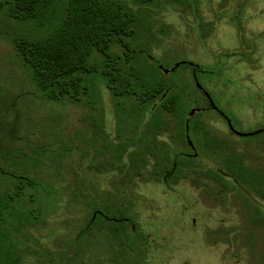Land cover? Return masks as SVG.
<instances>
[{
    "label": "rangeland",
    "instance_id": "obj_1",
    "mask_svg": "<svg viewBox=\"0 0 264 264\" xmlns=\"http://www.w3.org/2000/svg\"><path fill=\"white\" fill-rule=\"evenodd\" d=\"M123 1L139 23L129 44L144 52L133 53V64L153 70L158 61L169 82L183 85L186 114L202 113L192 115L191 133L178 117H162L166 128L152 148L154 165L132 182L114 167L119 142L128 151L136 147L130 107L117 112L104 87L77 102L46 100L16 51V37L46 33L63 0H45L39 23L0 10V196L6 203L0 254L19 256L23 264H68L69 241L86 217L70 198L75 192L100 207L130 206L137 230L149 239L150 264H264V132L233 134L217 112L238 132L264 128V0ZM112 49L124 58L122 48ZM199 66L209 73H196ZM148 128L138 130L148 136ZM187 135L196 159L169 184L147 178L174 152L193 154ZM239 165L260 178L235 181ZM16 169L35 186L12 196L16 181L8 176Z\"/></svg>",
    "mask_w": 264,
    "mask_h": 264
},
{
    "label": "trees",
    "instance_id": "obj_2",
    "mask_svg": "<svg viewBox=\"0 0 264 264\" xmlns=\"http://www.w3.org/2000/svg\"><path fill=\"white\" fill-rule=\"evenodd\" d=\"M44 2L0 0V10L5 9L17 20L39 23L45 15L41 11ZM59 15L55 22L50 23L46 33L16 37L14 45L17 53L46 100L77 102L83 95L91 91L96 95L100 87H104L114 98L117 112H127L126 108L130 107V130L134 133L131 138L136 147L132 146L128 151L127 142H119L114 150V167L124 172L123 175H127L132 182L143 176L145 178L143 169L154 165V160L150 158L152 148L156 139L165 132L166 122L162 117L176 116L184 126L187 119L188 133L194 128L193 117H189L183 107V85L169 82L166 74L160 71L158 61H152L153 70L144 63H140L139 67L133 64V53L137 50L130 46L129 39L136 34L139 23L126 1L63 0ZM113 46L122 48L124 58L115 54ZM137 52L144 53L140 49ZM179 65L173 69L177 70ZM190 67L195 69L196 66ZM195 72L209 73L203 66L196 68ZM94 77L99 79V84L91 80ZM194 113H202V110ZM144 117L150 120L143 122ZM142 126L149 127L148 136L144 130H138ZM195 157L174 152L169 155L170 163L158 164L160 168L149 171L147 178L169 184L177 170ZM13 161L16 163V160ZM239 166L235 181L250 183L260 178V174L253 169ZM11 172L8 178L16 181L12 196H19L26 187L35 186L32 178L21 176L23 171ZM215 172L219 175L218 170ZM50 189L54 191L52 187ZM70 198L80 201L86 217L69 241V255L65 254L68 264H150L146 260L149 239L137 230L129 214L130 206L120 204L114 208L107 203L100 207L96 198L85 195L82 199L75 192ZM5 206V200L0 196V214ZM3 241L0 231V246ZM0 264L23 263L21 257L4 252L0 254Z\"/></svg>",
    "mask_w": 264,
    "mask_h": 264
},
{
    "label": "water",
    "instance_id": "obj_3",
    "mask_svg": "<svg viewBox=\"0 0 264 264\" xmlns=\"http://www.w3.org/2000/svg\"><path fill=\"white\" fill-rule=\"evenodd\" d=\"M179 64H180V62H177V63L173 66V68L176 67V66H178ZM158 66H159V68L163 69L164 72H168L167 69L162 68L161 64H158ZM173 68H172V70H173ZM195 80H196V78H195ZM196 86L199 87V88H202V86L199 84V82H198L197 80H196ZM204 94L207 96V98H208V100H209V102H210L211 107H212L213 109H217L216 105H215V104L213 103V101L211 100L209 94H208L206 91H204ZM197 110H198V109H191V110L189 111V116H192V115L194 114V112L197 111ZM228 125H229L230 129L233 130V131H234L235 133H237L238 135H246L245 133H241V132L236 131V130L234 129V127L232 126V124H231L230 121H228ZM186 128H187V124H186ZM259 131H260V130H256V131H254V132L247 133V135H248V134L257 133V132H259ZM187 141H188L189 146H190L191 148H193V144H192L191 140H189L188 135H187Z\"/></svg>",
    "mask_w": 264,
    "mask_h": 264
},
{
    "label": "flooded vegetation",
    "instance_id": "obj_4",
    "mask_svg": "<svg viewBox=\"0 0 264 264\" xmlns=\"http://www.w3.org/2000/svg\"><path fill=\"white\" fill-rule=\"evenodd\" d=\"M210 107H211V105H210ZM213 109V108H212ZM214 110H218V109H214ZM218 113H219V115H221V117H223L225 120H226V122H227V125H228V121H230V119L225 115V114H223L222 112H219V111H217ZM231 122V121H230ZM232 124V123H231ZM233 126V125H232ZM228 127H229V125H228ZM229 129H230V127H229ZM258 130H260L259 132H257V133H260V132H264V128H262V129H258ZM230 131L233 133V134H236V135H238L237 133H235L233 130H231L230 129ZM257 133H253V134H257ZM247 135V134H246ZM248 135H252V134H248ZM240 136H243V135H240ZM190 149L193 151V154L192 155H194V156H196V151L193 149V148H191L190 147Z\"/></svg>",
    "mask_w": 264,
    "mask_h": 264
}]
</instances>
